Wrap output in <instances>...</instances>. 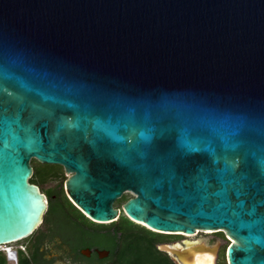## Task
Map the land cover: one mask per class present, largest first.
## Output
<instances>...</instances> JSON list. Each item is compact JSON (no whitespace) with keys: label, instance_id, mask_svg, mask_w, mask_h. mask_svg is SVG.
Wrapping results in <instances>:
<instances>
[{"label":"water","instance_id":"95a60500","mask_svg":"<svg viewBox=\"0 0 264 264\" xmlns=\"http://www.w3.org/2000/svg\"><path fill=\"white\" fill-rule=\"evenodd\" d=\"M32 158L93 222L220 231L228 264H264V0H0V245L47 208Z\"/></svg>","mask_w":264,"mask_h":264},{"label":"trees","instance_id":"16d2710c","mask_svg":"<svg viewBox=\"0 0 264 264\" xmlns=\"http://www.w3.org/2000/svg\"><path fill=\"white\" fill-rule=\"evenodd\" d=\"M43 166L46 167L48 164H43ZM31 167L32 175L29 182L39 186L49 178H57L63 171V167L58 164H51V168L54 169L41 173L35 171L32 165ZM46 193L50 198L41 225L45 223L50 214L56 215L61 223V229L74 233L76 239L95 242L109 249L110 256L107 259H112L111 264H174L166 253L155 247V244L167 242L172 236L179 234L152 231L131 221L124 214L110 223L93 222L72 204L64 193L61 182L54 188H48ZM51 194H55V197L52 198ZM89 222L94 226L89 225ZM39 226L34 231L38 230ZM215 233L221 234L222 232ZM5 263L4 255L0 252V264ZM18 263L29 264V260L25 256H20ZM218 264H226L223 256Z\"/></svg>","mask_w":264,"mask_h":264},{"label":"flooded vegetation","instance_id":"af4514ba","mask_svg":"<svg viewBox=\"0 0 264 264\" xmlns=\"http://www.w3.org/2000/svg\"><path fill=\"white\" fill-rule=\"evenodd\" d=\"M38 187L39 190L45 194L48 206L49 195L46 193V190H43L39 185ZM50 196L54 198L55 194H51ZM121 215L122 214H120V216ZM169 241H176V239H170ZM16 246L19 247L17 252L18 259L20 256H25L28 258L29 264L112 263L106 261L110 256L109 249L99 247L95 242L76 239L74 233L61 229V223L58 217L52 214H50L45 223H42L38 230L19 240ZM103 250L108 251V255L100 257L99 252Z\"/></svg>","mask_w":264,"mask_h":264},{"label":"rangeland","instance_id":"374dc122","mask_svg":"<svg viewBox=\"0 0 264 264\" xmlns=\"http://www.w3.org/2000/svg\"><path fill=\"white\" fill-rule=\"evenodd\" d=\"M43 164L46 163H41L39 161H37L36 159L32 158L31 159V165L33 166V168L35 169V171L38 172H46L47 170L50 169H54L51 168V164H48V166H43ZM70 175V173H67L64 171H62L61 175H59L57 178H49L47 179L44 183L41 184V188L43 190H47L48 188H54L56 186H58V184L61 182L62 186H63V191H64V182L67 179V177ZM65 193V191H64ZM122 196H125L124 198H122ZM122 196L118 199H116V201L114 202V207H121L122 203L130 198L132 196V194L130 192H124L122 194ZM89 225H93L92 223L89 222ZM41 226V225H40ZM39 226V227H40ZM171 239H176V241H182V240H204L205 242H210V243H215L217 241H219L220 243V247H219V253H218V259H217V264L219 259L222 258V256L224 257V260L227 263L226 257H225V252H226V248L228 246V242L231 241L229 239V237H227L224 232H222L221 234L219 233H215V232H199L198 234L194 235V236H184V235H176V236H172ZM19 242V241H18ZM18 242L12 243L11 246L15 247L16 244ZM99 247H103L102 245L98 244ZM3 247H0V249ZM104 248V247H103ZM1 252V251H0ZM3 254V252H1ZM109 259H107L108 261ZM110 262L112 261V259L109 260ZM6 264H12L11 261H6Z\"/></svg>","mask_w":264,"mask_h":264},{"label":"built area","instance_id":"2783aa9c","mask_svg":"<svg viewBox=\"0 0 264 264\" xmlns=\"http://www.w3.org/2000/svg\"><path fill=\"white\" fill-rule=\"evenodd\" d=\"M18 241H14L13 243L18 242ZM11 244L4 245L3 248L0 249V251L3 252L4 258L6 261L10 260L12 262V264H18L17 252L19 250V247L18 246L13 247V246H11ZM0 247H2V246H0Z\"/></svg>","mask_w":264,"mask_h":264},{"label":"bare ground","instance_id":"6f19581e","mask_svg":"<svg viewBox=\"0 0 264 264\" xmlns=\"http://www.w3.org/2000/svg\"><path fill=\"white\" fill-rule=\"evenodd\" d=\"M138 222V221H137ZM142 223V222H141ZM213 230H209V229H205V230H202V231H197V233L196 234H198L199 232H212ZM177 233H183V232H177ZM186 235H190V234H186ZM185 241H187V240H185ZM11 243H13V242H11ZM11 243H7V244H1L0 246H4V245H9V244H11ZM7 261H10V260H7ZM197 262H199V264H211V261H210V257L209 256H207V255H203L202 256V258H200V259H198L197 261H195V263H197Z\"/></svg>","mask_w":264,"mask_h":264}]
</instances>
